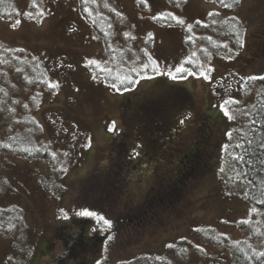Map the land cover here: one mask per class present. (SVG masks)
<instances>
[{"label":"rangeland","instance_id":"rangeland-1","mask_svg":"<svg viewBox=\"0 0 264 264\" xmlns=\"http://www.w3.org/2000/svg\"><path fill=\"white\" fill-rule=\"evenodd\" d=\"M92 2L82 16L78 0H41L33 10L31 0H15V17L0 18V96H9L0 137L8 116L14 134L48 150L45 158L0 155L1 220L10 207L22 216L12 229L1 223L0 264H134L147 254L172 264H228L226 247L209 236L243 238L247 230L236 224L251 216L264 231V211L239 197L223 163L243 122L225 99L240 76L264 74V0H242L232 11L213 0H145L142 8L136 0ZM212 11L242 22L243 46L229 40L231 50L202 58L197 73L176 80L134 73L139 83L117 92L91 70L107 58L90 23L97 15L111 29L114 57L120 51L121 61L139 68L145 61L136 63L134 52L145 49L172 69L188 55L185 28ZM167 13L174 24L156 21ZM24 119L34 121L31 134ZM83 210L111 228L77 215ZM71 234L79 236L72 252ZM182 245L183 259L174 256Z\"/></svg>","mask_w":264,"mask_h":264},{"label":"trees","instance_id":"trees-1","mask_svg":"<svg viewBox=\"0 0 264 264\" xmlns=\"http://www.w3.org/2000/svg\"><path fill=\"white\" fill-rule=\"evenodd\" d=\"M40 1L31 0V9L33 10L35 3ZM166 1L169 5L184 2V0ZM213 1L217 3L221 10L232 11L242 0H239V3H235L234 0ZM136 2L141 8L145 6V0H136ZM14 3L15 0H0V18L10 19L15 17ZM92 3L95 5L92 0H88L87 3H85V0H78L82 16L86 6ZM110 14L119 16L113 10L110 11ZM97 16L98 18H95L90 23L98 38L103 42L107 58L102 64L105 66L100 65L98 66L99 68L91 67L92 72L96 68L101 70L94 71L95 75H102L109 84H112L114 77L119 75L130 74L136 79L135 74L131 71V69L135 68L133 67V63L121 61V58H124V54L120 51H118L117 57H114V53L112 52L113 47L110 42L111 38L109 36L111 34L109 30L111 29H104L105 27L101 20L103 19V15ZM156 21L159 23L168 21L167 25L175 23L170 13L162 17H157ZM108 28L110 27L108 26ZM242 33L243 24L234 16L220 18L217 12L212 11L203 21L195 20L189 28H185V45L188 55L182 61V66L187 68L188 73L183 76H187L189 73L194 74L199 72L203 65H201L203 62L201 59L206 58L209 54L217 53L220 50H231L232 47L228 45L229 40L235 47L239 48ZM126 40L130 41V36ZM150 42V38L148 37L147 44H150ZM144 50L134 52V60L136 63L142 59L145 61V64L150 63L149 55L147 56ZM108 66L110 67L107 69L106 67ZM140 66L142 65L139 64ZM240 77L241 80L236 84L234 90L230 91L228 94L229 97L225 99L230 109H240L243 122L241 127L236 130L233 143L223 158L224 175L226 173L225 177L229 184L240 186V198L264 211V80L259 79L260 77H264V74H249ZM250 77H256L257 79L251 80L249 79ZM134 85L135 83L128 87L131 88ZM7 99H9V96L6 94L0 96V109L3 110L2 107ZM9 110L13 111L12 108ZM20 122L24 127V132L31 134L34 121L24 119L23 121L20 120ZM15 126L16 120L10 117L8 119L7 116L4 128L6 136L4 137L3 135V137H0V155L16 154L28 159L37 157L45 158L48 156V150H46V144L44 142L39 146L36 139L31 135L22 133L14 134ZM2 214H5L4 209H0V229L3 228L1 227V223H5L8 229H12L22 219L20 211L14 207L7 209L6 214H8L9 218L6 217L7 219L5 221L1 220ZM236 225L238 228L247 230L245 237L231 240L225 235L214 233L207 240L213 244L226 247L228 253L227 258L229 257L228 264H264V256L261 255V253H264V231L261 222L254 216H251L247 220H239ZM78 237L77 235L71 234L66 244L70 245ZM81 243L82 241L78 243V248L82 247L80 246ZM71 249L75 251V249ZM195 249L199 250V248ZM185 253L186 248L182 245L174 256L183 259ZM134 261V264H172V260L165 258L164 255L148 256L147 254L135 258Z\"/></svg>","mask_w":264,"mask_h":264},{"label":"snow or ice","instance_id":"snow-or-ice-1","mask_svg":"<svg viewBox=\"0 0 264 264\" xmlns=\"http://www.w3.org/2000/svg\"><path fill=\"white\" fill-rule=\"evenodd\" d=\"M88 0H85V3H87ZM235 3H239V0H234ZM87 11V9H85ZM39 16H43V12L38 13ZM243 45L241 44V47ZM91 64H95V61H90ZM133 73H136L137 76H142L143 78H151V75H148V73H158V74H167L170 78L173 80H176L178 77H182L183 75L188 73V70L185 66H173L172 69H168L167 67L161 68L159 64L156 63L155 60H151L149 64H144L140 66L139 68H133L131 69ZM111 74V73H110ZM249 79L255 80L256 77H250ZM259 79L264 80V77H260ZM118 81V83H117ZM139 83L138 79H134L132 75H119L114 77L113 83L110 85L115 91H128L129 85ZM227 103V102H226ZM225 115H228L229 109L227 107L224 108ZM184 121L181 120V124H183ZM116 128L115 122H112L111 126L109 127V131H113ZM223 171V170H222ZM79 216L84 217H96L98 221L102 222L104 226H107L108 228H111V221L108 219H105L103 216H97V214L93 211L83 210L77 213ZM109 239L112 237L109 236ZM262 256H264V253H261Z\"/></svg>","mask_w":264,"mask_h":264},{"label":"flooded vegetation","instance_id":"flooded-vegetation-1","mask_svg":"<svg viewBox=\"0 0 264 264\" xmlns=\"http://www.w3.org/2000/svg\"><path fill=\"white\" fill-rule=\"evenodd\" d=\"M157 124H158V123L155 122V121L152 122V125H153V126H156ZM153 132H154V130H153ZM69 249H70V248H69ZM70 252H72V249H70Z\"/></svg>","mask_w":264,"mask_h":264}]
</instances>
